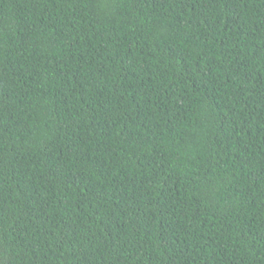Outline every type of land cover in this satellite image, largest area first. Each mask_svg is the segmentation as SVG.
Masks as SVG:
<instances>
[{"label": "trees", "instance_id": "16d2710c", "mask_svg": "<svg viewBox=\"0 0 264 264\" xmlns=\"http://www.w3.org/2000/svg\"><path fill=\"white\" fill-rule=\"evenodd\" d=\"M0 264H264V0H0Z\"/></svg>", "mask_w": 264, "mask_h": 264}]
</instances>
